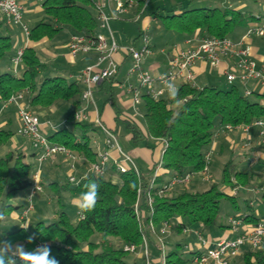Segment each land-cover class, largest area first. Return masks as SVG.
<instances>
[{
	"label": "trees",
	"instance_id": "obj_1",
	"mask_svg": "<svg viewBox=\"0 0 264 264\" xmlns=\"http://www.w3.org/2000/svg\"><path fill=\"white\" fill-rule=\"evenodd\" d=\"M41 6L47 17L29 28L30 40L51 38L61 28L69 30L71 34L78 33L87 37L97 34L99 24L93 0H42ZM155 14L162 18L167 27L189 35L204 31L206 35L228 36L236 25H247L254 19V16H246L232 9L205 7L181 9L171 14L155 11ZM11 49L10 35L0 33V59L8 56ZM22 64L21 75L9 71L0 72L1 99L27 90L30 93V104L47 106L59 98L72 100L76 106L79 104L82 90L76 81L44 77L41 82H37L43 64L33 46L27 45L24 48ZM114 77L115 75L104 79ZM142 101L146 136L166 141L161 155V172L157 177L159 183L166 174L202 168L204 148L215 135L217 124H247L258 118L264 121V105L243 94L235 83L227 89L213 85L194 87L182 83L173 95L153 98L144 93ZM74 112L75 109H72L67 114V120L80 128V137L64 127L48 135V138L83 155L88 161H94L96 150L88 132L98 128L91 122L75 120ZM110 129L115 131L114 128ZM130 130L132 140L143 137L142 131L136 126L131 125ZM10 136V131L0 129V145L9 142ZM24 158L22 152L12 149H8L0 157V195L9 198L21 190H28L32 185V165ZM156 164L157 162L149 170L150 173ZM235 165L231 159L224 164L221 183L223 186L233 188L246 182L244 172L230 170ZM104 175L91 172L87 174L89 179L96 180L100 185L99 199L95 209L81 211L82 215L77 221H71L64 211H60L57 219L37 221L32 230H25L20 226L12 231L4 230L2 239L13 243L22 241L30 250L36 248V245L47 244L51 248V255L59 264H129L126 260L128 252L122 246L125 243L140 245L145 233L144 227L149 221L155 225L168 222L171 230L176 232H181L184 226L207 228L216 224L220 200H233V196L214 181L201 191L182 190L172 194H168V191L159 194V186H156L151 190V205L143 195L140 215L136 216L134 204L137 188L139 184L147 185L150 174L145 175L140 170L138 177L133 170H129L119 173V181H113ZM84 177L71 187L78 195L83 191V184L87 182ZM68 183L72 184L69 181ZM16 208L18 206L2 203L0 209L10 212ZM240 215L248 222L259 219L254 214ZM95 234H98L96 240L92 239ZM29 236H34L32 243L27 242ZM111 237L118 239L119 244L114 245ZM241 258L243 264H264V251L245 246ZM184 263L185 259L177 251H169L166 256V264ZM17 264L22 262L17 259Z\"/></svg>",
	"mask_w": 264,
	"mask_h": 264
},
{
	"label": "crops",
	"instance_id": "obj_2",
	"mask_svg": "<svg viewBox=\"0 0 264 264\" xmlns=\"http://www.w3.org/2000/svg\"><path fill=\"white\" fill-rule=\"evenodd\" d=\"M93 2L95 3L107 2L108 4L107 7L106 6L104 7V10L107 13L109 12V9L114 8V2L111 0L110 1L93 0ZM150 3H152V5L156 7L152 11H147L148 5ZM194 4H197V5L193 6ZM22 5H23V19L26 24L28 21L26 16L28 14L29 15L34 14V17L30 19L31 21H33V25H35L37 22L44 19V17L35 15L37 11H39L40 9L41 10L43 9L40 1L23 0ZM190 5H192L193 7H189ZM196 7L219 8L222 10L232 9L234 11H238L242 14H245L246 16L247 15L256 16V15H260L264 13V0H148L144 10H141L142 2L141 3L137 2V3H134L132 6H128L124 11L115 12L116 14L115 18L110 19L109 23L114 24L116 35H114L111 30H108L106 27H102V26H98L97 33H101L105 35L107 37L108 42H110L111 40L110 35H112L113 39L116 41L118 45L127 46V43L124 41L125 39H123L122 35L120 34L121 32H124L125 34L128 33L127 31H124L126 29L125 23L127 22L125 20H122V17H120V15H125L126 17L130 16L132 19H134V17L137 14H140V17L138 18L139 24L142 29L148 30L151 23L157 21V18L159 17L158 15L155 14V11H159L161 14H165V13L171 14V13H177L181 9H190V8H196ZM134 20H137V19H134ZM12 25L14 24H10L5 21L3 15L0 12V33L10 35V32L13 31ZM164 27L169 28L165 24H164ZM237 27H242V30H238L234 32L233 34H231ZM245 28H246L245 24H238L230 31L228 36L235 42V45L237 48L238 47H248L250 57H252L255 60L257 66L264 65V37L258 36V35L246 36ZM169 29H173L175 31L182 33V37L179 43L177 42L171 43L169 48L161 47L157 51V46L155 45V43L151 42L148 39V45L150 48V52L148 53L147 56H144L143 66L147 68L153 75H157L158 73L164 71L168 67L170 58L174 55V53L178 49L185 48L188 46V43L185 41V39L188 36H190L189 34L179 31L175 28H169ZM140 33L141 32H139V34ZM199 34H205V32L203 31ZM70 35H71V32L65 28L59 29L51 38H42L38 41H32L29 38L26 39L22 31L21 33H17L13 37L10 35L12 39V49L10 50V53L8 56L3 57V58H6L7 63L5 60H1L3 58L0 59V72L9 71V72L15 73L10 63V57L14 54L18 46L26 43V46L27 45L33 46V48L36 51V55L38 59L40 60L41 64H43L42 68L39 71L37 82H41V80L44 77H61V78H64L67 82L76 81L80 89L83 90L85 86L83 82L81 81V79L78 78L79 73L77 71L92 64L95 61L96 53L94 51H91L89 53L77 54L76 56H71L68 50V41H69ZM112 57L115 60L117 67H118V71L115 77L113 79H102L96 84V86L93 88L92 101H84L79 97L80 102L76 106L75 104L72 103V100H71L70 101V104L72 105L71 108L72 109H75V108L83 109L87 115V119L85 121H88L94 124V120L96 118H100L102 122H104L108 127L114 128L116 132L119 130V124L121 123L127 131L125 134L126 140L132 142L134 145L133 148H131L129 152L131 153V156H133L132 158L136 166L139 168V170L144 172L145 175H149L150 174L149 170L152 168L154 163L157 162L160 158V155H159L160 142L158 139H155L150 136H146L145 122L142 124L137 119V115L139 116L141 115L139 106L141 104L143 105V101L141 99L139 103L134 104L131 93L127 91L126 87L128 83L137 84V80L135 76L127 73V68L129 64L131 63L130 55L127 54L123 50H119L115 52ZM226 66H228V62L226 59L221 60L219 67H212L210 66L209 62L202 60V59H197L193 65L195 85L197 87H202L204 85H213V86L218 87L217 83H213L215 81L214 79H216L217 77L222 78L224 76L222 70ZM22 72H23V64L21 62L18 65L17 71L15 74L21 75ZM235 84L238 85L240 91L242 92L243 85L240 83H235ZM246 86H248L254 91V93L249 96L253 97L256 100H259L260 92H261L259 85L256 84L253 80H249L246 83ZM155 87L159 88L161 87V84L156 82ZM173 94L174 93L172 92L164 91L162 96L168 97ZM29 99H30V93L27 90L26 91L24 90L21 103L24 106H26L28 110H30L31 112H33L34 114L38 116L40 123H41V128L44 132L51 130V132L49 131L47 132V135H51L52 133H55L59 129L65 127L62 125V123L68 121L67 115L64 120H60V121L53 119L52 117L58 111V109H60V107L57 104L53 102L47 106H41L38 104L34 105V104H30ZM131 125L136 126L138 129L142 131L143 133L142 138L132 140V132L130 130ZM253 126H256V125H250L246 132L236 127L231 128L229 130L222 131V130H219L220 124H218L216 126L217 131L209 144L211 151L219 150V152H223L224 143H228L231 145L232 154H234L233 150L235 148H238V147L240 148V146L248 147L251 156H253L255 160L262 159L264 161V153L257 151L253 147L255 143V139L259 138L257 126H256L257 131L255 130L256 138H254V134H251L250 130L253 128ZM17 127H18V120L16 116L15 104L12 102L4 104L3 99L0 98V129H4V130L11 132L9 142L5 144L9 145L8 149L22 152L25 155L24 160L32 165V163L30 162V159H31V156L37 159L36 150L31 145V141L29 138L17 133ZM45 129H47V131ZM90 135L91 136L96 135L101 144V140L103 136L102 132H100L97 129L96 131H91ZM24 138H25V141L23 140ZM150 141H153V142H150ZM246 141L248 143L244 145ZM26 143H30L32 147V150L29 154H27L26 152V148H27ZM244 153H245L244 151H239L235 155H232L228 160L230 159L233 160L235 164L237 163L236 161H243L245 159ZM116 155L117 154L115 150H112V156H116ZM45 160L48 162L50 169L58 167L60 163H66L68 165L67 176H69L70 174H73L76 177L82 178L85 176V174H88L87 172L88 160L86 157H83V155L81 159H78L75 161L73 168L70 166V162H71L70 159L66 158L63 154H60V153L55 154L53 157L47 158ZM34 166L37 168L38 162L37 164L33 163L32 167ZM35 169H33V172ZM40 173L41 171H40V165H39V181L41 184ZM106 175H107L106 178H110L113 181L119 180V174L115 171L113 166L111 167V163H110V167ZM167 175L168 174H166L165 177ZM246 177H247V174L245 178ZM50 185L55 190H57L58 184L55 181H50ZM60 186L62 187L64 186V184ZM208 187L209 185L204 189H207ZM262 187H264V183L260 184L258 187H254V191H256V193L258 194L260 193L261 195V198H258V196L257 198H255L256 203L262 202V201L264 203V196H263L264 190L262 189ZM41 188H42V185H41ZM222 189L225 192H227L229 195L233 196V199H234L239 188L236 187V190L234 191L232 190V188L228 186H223ZM183 190H186V189H183ZM245 190L246 192L252 191V188L250 187L249 190L248 189H245ZM253 204H255L254 201H252V199H249V201L246 203L247 205L246 209L242 210L241 213L254 214L258 218H264V208L262 209V213H260L261 212L260 209L253 208ZM24 207L25 206H22L21 208H16V210L13 209L12 211H10V215H12V217L14 218H20V212L22 211ZM40 220L42 219H39L38 221ZM26 223H29V220H27ZM160 228H161V225H155V224H153V227H151L149 224H147L144 227V232L147 237L148 247H150L149 261H147L142 256V253H141L142 245H140L137 251L134 252L135 258L142 259L144 264H166V256L169 253V251H172V250L177 251L174 248L169 249V251H167L165 249V244H166V239L168 240L172 234L179 233V232L171 230V228L169 227V230L167 231V233L170 236L165 238V235H166L165 233L161 236L160 238L161 240H159L158 235H160L159 234ZM207 228H209L211 231L206 236H204L202 232V229H205L204 227H195V231L199 230L201 234L205 238H207L210 243L214 242L219 237L235 235V233H232L227 223L226 225H224L223 223H218L216 221L215 225L207 227ZM196 236H197V233H196ZM197 241H198V236H197ZM25 248L27 250H30L26 246ZM243 248H245V246ZM197 249H198V246L195 249H193L192 245H190L188 252L189 254L193 255V251ZM242 252L232 259L231 264H243L242 258H241ZM177 253L179 254L178 251ZM180 254L185 259L184 264L186 263L193 264L191 260L192 257L185 258L181 252ZM133 263L136 264L135 259L133 260Z\"/></svg>",
	"mask_w": 264,
	"mask_h": 264
},
{
	"label": "built area",
	"instance_id": "obj_3",
	"mask_svg": "<svg viewBox=\"0 0 264 264\" xmlns=\"http://www.w3.org/2000/svg\"><path fill=\"white\" fill-rule=\"evenodd\" d=\"M40 1V0H37ZM110 1V0H108ZM114 2V8L109 9L107 13L104 7H107V2L95 3L94 6L97 13L99 26L109 29L110 19L115 17V12L124 11L128 6L137 3V0H111ZM148 0H142V8L145 9ZM23 0H0V12L5 21L10 24L19 25L22 33L26 39L29 37V27L23 19ZM109 8V6H108ZM140 14H137L134 19H138ZM245 35H258L264 37V13L254 16L245 28ZM111 40L108 42L107 37L101 33L95 34L93 37H87L83 34L73 33L70 35L68 41V50L71 56L77 54H84L94 51L96 53L95 61L83 68L78 78L84 84V89L81 92V99L84 101H92L93 88L96 84L104 79L116 75L118 71L117 64L113 59V54L119 50L125 51L131 57V63L127 68V73L135 76L137 84L128 83L127 91L131 93L134 104H137L142 99V94H148L153 98H159L164 91L175 93L182 83H188L191 86L195 85V76L193 71L194 62L197 59H202L209 62L212 67H219L222 59H226L228 66L222 72L225 80L229 83H240L243 85V94L251 95L254 91L246 86L249 80H253L259 85L261 90L258 102L264 105V65H256L255 60L250 57L248 47H236L235 42L229 36H214L206 34H193L188 36L185 41L188 46L178 49L170 58L168 67L153 75L147 68L143 66V56L150 52L148 45V38L143 35L144 43L140 49H136L134 45L120 46L110 35ZM26 43L18 46L14 54L10 57V63L13 71L16 73L18 65L22 62V56ZM103 64V66H102ZM161 84V87H155V83ZM23 91L11 94L4 99V104L12 102L16 106V116L18 120L17 133L26 136L30 139L31 145L36 150L38 167L32 174V185L28 189V205H26L20 212V218L27 222V215L33 208L31 203L32 195L36 191L41 190L39 181V165L47 158L53 157L55 154H63L70 159V166L73 168L75 161L81 159L82 155L70 150L63 144L53 142L40 130V120L36 114L28 110L26 106L21 103ZM74 119L77 121H85L87 115L83 109L75 110ZM95 126L102 132L101 144L96 135L91 136V143L96 150V159L88 161L87 172L96 175H104L107 173L110 163L111 167L119 173L133 170L139 177L140 170L136 166L132 156L125 152L117 141L116 131L108 128L100 118L94 120ZM250 125L258 127L259 145L264 148V121L260 118L255 119L247 124H224L220 125L219 130H229L231 128L242 129L246 132ZM160 142V158L156 166L150 173V178L147 185L139 184L137 188V196L134 204V213L136 216L140 215V205L142 196L145 195L147 203L151 205L152 188L159 186V194L165 191H170L174 186L187 184L193 175H198L203 181H211L212 174L210 172L209 164L211 161V149H206L203 153L204 164L198 170H184L183 172H172L167 175L168 179L158 185L157 177L161 172V155L165 146V139H158ZM248 142L246 141L244 145ZM112 150H115L116 156H112ZM84 157V156H83ZM81 178L73 174L68 176V181L72 184H77ZM119 181V180H118ZM264 190V187H262ZM236 190V187H233ZM81 211L79 216H81ZM149 225L153 227V223L149 221ZM228 226L233 236H223L217 238L210 243L199 230H196L198 236V249L194 250L192 255L193 264H231L232 259L239 255L244 246L250 249L264 251V218H259L255 222L245 221L242 216L230 215L228 217ZM170 224L163 222L159 229V240L162 234L169 230ZM189 227L184 226L182 230H187ZM40 245V244H39ZM39 245H36L39 246ZM141 253L142 256L149 261L150 250L148 247L147 237L144 233L142 235ZM135 243H125L122 248L126 252H136L138 247Z\"/></svg>",
	"mask_w": 264,
	"mask_h": 264
},
{
	"label": "rangeland",
	"instance_id": "obj_4",
	"mask_svg": "<svg viewBox=\"0 0 264 264\" xmlns=\"http://www.w3.org/2000/svg\"><path fill=\"white\" fill-rule=\"evenodd\" d=\"M41 1L42 0H40V2ZM196 5L197 4H194L193 6H196ZM193 6L190 5L189 7H193ZM155 7L156 6L150 3L148 5L147 11H152L155 9ZM35 15L36 16L39 15L44 18L47 17L45 16L43 9L42 10L40 9L39 11H37ZM26 17L28 19L27 25L30 28L33 25V21H31L30 19L34 17V14H30V15L28 14ZM120 17H122V20H125L127 22L125 23L126 29L124 31H127L128 33L125 34L124 32H121V31H120L121 33L120 32L119 33L122 35L123 39H125L124 41L127 43V45H134L136 49H140L141 46L143 45L144 43L143 35L145 34L151 42L155 43V45L157 46V51L161 47L169 48L171 43H174V42L179 43L182 37V33L175 31L173 29L164 27L163 21L161 20L160 17L157 18V21L151 23L148 30L141 28L138 19L134 20L130 16L126 17L125 15H120ZM12 27H13V31L10 32V35L12 37L16 35L17 33H21L22 30L19 25H12ZM109 27L112 33L116 35L114 24L109 23ZM238 30H242V27H237L231 34H233L234 32ZM139 32L141 33L139 34ZM147 55L148 53L144 54V56H147ZM144 56H143V59H144ZM1 60H5L7 63L6 58H3ZM81 70H78L77 72L79 73ZM214 80L216 82L214 81L213 83H217L218 88L220 89H227L229 85L231 84L225 80V76H223L222 78L217 77ZM70 101L71 100L62 99V98L56 99L54 101V103L57 104L60 107V109H58V111L52 116L53 119H56L59 121L65 119L66 115L72 109L71 108L72 105L70 104ZM139 108H140L141 115L140 116L137 115V119L143 124L144 123V117H143L144 106L141 104ZM75 110L77 111L79 110V108H75ZM214 121L217 123V118H215ZM62 125L72 130L73 134L76 137H80L81 133H80V128L78 126L72 125V122L70 121L64 122L62 123ZM252 129L250 130V132L251 134H254V138H256L255 133L257 131V127L253 126ZM40 130L45 135H47L48 131L51 132V130L47 131V129H45L47 132H44L41 126H40ZM126 132H127L126 129L120 123L119 130L116 132L117 141L119 142L121 148L125 152L131 155L129 151L131 148H133L134 145L132 142L126 140L125 138ZM90 133L91 131L88 132V134ZM23 140L25 141V138ZM150 142H153V141H150ZM257 143L259 144V138L255 139V143L253 147L257 151L264 153V148L258 145ZM26 144H27L26 152L27 154H29L32 150V147L30 143H26ZM8 148H9L8 144L0 145V157L4 156ZM206 149H210L209 145L204 148V151ZM239 151L245 152L244 153L245 159L243 161H236L237 162L236 165L234 167L232 166L234 170L233 168H230V170H232L233 172L235 170H238L240 172H245L247 174L246 182L244 184L237 185L239 189L233 200L231 199H221L220 200L219 211L216 217V221L218 223H223L224 225H226V223L228 224V217L230 215L241 214V211L246 209V206H247L246 203L249 201V199H252V201H254L255 203L253 204V208L255 209L259 208L261 211L260 213H262V209L264 208V203L263 201L256 203L255 198H257V196L258 198H261V195L260 193L258 194L256 193V191H254V187H258L260 184L264 183V161L262 159L255 160L254 157L251 156L248 147L240 146V148L239 147L235 148L233 150L234 154H232L231 145L228 143H224L223 152H219V150L211 151V161L209 164V168L212 174V180L210 182L201 180L198 175H193V177L187 184L174 186L170 191H168V194L176 193L178 191H182L183 189H186L188 191H200L206 188L208 185H210L211 182L213 181L217 184H220L219 186L223 188V185L221 183L223 179L224 164L228 161V159L232 155H235ZM30 162L33 165V163L37 164L38 161L36 158H33L31 156ZM34 167H32V171L33 169L36 168ZM49 169L50 167L46 160L40 164V171H41L40 177H41L42 188L40 191H36L32 195L31 203L33 205V208L29 211L27 215V220H29V223H30L28 229L30 230L33 229L34 224L39 219H42L46 222L57 219V215L60 211H64L68 215V217L71 219V221L73 222L77 221L80 217L79 212L81 210H79L78 207L76 206L77 205L76 198L79 195L74 193L71 190V187H73V184L68 183V176H67L68 165L66 163H60L58 167L50 169V170ZM104 177H107V175L105 174ZM167 179L168 177L166 176L165 180ZM50 181H55L58 184L57 190H55L50 185ZM62 184H64V186L66 187L64 186L61 187L60 185ZM67 184H69V187H67ZM158 185H161V183L158 182ZM250 187L252 188V191L246 192L245 189L249 190ZM27 193H28V190L24 189L9 198H6L4 195H0V208H1L2 203L11 204L13 206L17 205L18 208L28 205L29 202H28ZM4 213L6 216V220L0 221V240H7V239H2V231L4 230L12 231L18 228L20 224H24V221L22 219L12 217L9 211L4 212ZM210 231L211 230L209 228L202 229L204 236H206ZM168 236L170 235L166 232L165 238ZM97 238H98V234H95L94 236H92V239L94 240H96ZM110 239L114 242V245L119 244L118 239L113 238V237H111ZM17 242L24 244V242L22 241H16L14 243H17ZM190 245H192L193 249H195L198 246V241H197V236L195 233L194 226L189 227L187 230H184V231L182 230L179 233L172 234L168 240L166 239L165 249L169 251V249L174 248L179 253L181 252L185 258H189V257L191 258L192 254H189L188 252ZM149 250H150V247H149ZM134 259L136 260V264H144L142 259L135 258L134 252L126 253V260L129 262V264H133ZM186 264H191V263H186Z\"/></svg>",
	"mask_w": 264,
	"mask_h": 264
},
{
	"label": "clouds",
	"instance_id": "obj_5",
	"mask_svg": "<svg viewBox=\"0 0 264 264\" xmlns=\"http://www.w3.org/2000/svg\"><path fill=\"white\" fill-rule=\"evenodd\" d=\"M83 184V191L76 198L77 207L81 211H92L95 209L99 199L100 185L94 179H89ZM6 220L5 213L0 209V221ZM30 223L20 224L22 229L27 230ZM34 236L27 238L28 243H32ZM17 259L22 264H59V261L51 255V248L47 244H41L33 250H27L22 243H13L10 240H0V264H17Z\"/></svg>",
	"mask_w": 264,
	"mask_h": 264
}]
</instances>
